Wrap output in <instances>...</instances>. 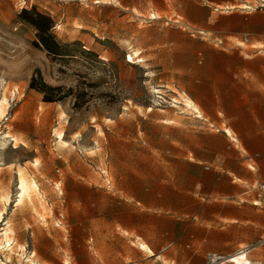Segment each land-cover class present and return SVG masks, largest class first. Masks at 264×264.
<instances>
[{"label":"rangeland","instance_id":"374dc122","mask_svg":"<svg viewBox=\"0 0 264 264\" xmlns=\"http://www.w3.org/2000/svg\"><path fill=\"white\" fill-rule=\"evenodd\" d=\"M5 98L0 264H206L264 234V0H0Z\"/></svg>","mask_w":264,"mask_h":264},{"label":"trees","instance_id":"16d2710c","mask_svg":"<svg viewBox=\"0 0 264 264\" xmlns=\"http://www.w3.org/2000/svg\"><path fill=\"white\" fill-rule=\"evenodd\" d=\"M21 17L36 28L38 41L35 44L37 46H42L48 52V55L53 58L65 55L63 54L64 46L61 45L51 32L54 27V20L50 16L36 10L30 11L24 9ZM38 81L40 85H38ZM30 87L44 94V100L46 102H57L64 98L63 96L55 95L61 92L63 88L53 87L45 83L40 71H37L36 75L32 78Z\"/></svg>","mask_w":264,"mask_h":264},{"label":"built area","instance_id":"2783aa9c","mask_svg":"<svg viewBox=\"0 0 264 264\" xmlns=\"http://www.w3.org/2000/svg\"><path fill=\"white\" fill-rule=\"evenodd\" d=\"M260 196L261 202L264 205V181L260 185ZM263 247L264 234L259 238L257 242L239 246L230 254H223L218 252L210 253L208 255L206 264H235L234 260L237 258L242 259V264H251L248 259L252 256L257 248Z\"/></svg>","mask_w":264,"mask_h":264},{"label":"bare ground","instance_id":"6f19581e","mask_svg":"<svg viewBox=\"0 0 264 264\" xmlns=\"http://www.w3.org/2000/svg\"><path fill=\"white\" fill-rule=\"evenodd\" d=\"M8 103V101H7V99L5 98V99H3V101L0 103V116L2 117V116H4L5 115V113H7L6 112V108H5V105ZM226 132H227V134L228 135H231V131L230 130H226ZM9 136V135H8ZM57 136H58V138L59 139H61V140H63V138H64V133L63 132H61L60 131V133H58L57 134ZM8 138V137H7ZM60 140V141H61ZM16 144V143H15ZM3 146H5L6 145V143H3L2 144ZM15 148H17V147H15ZM1 165V164H0ZM0 170H1V166H0ZM22 191H23V194L24 193H26V191L29 189V187H28V184L25 182V180H22ZM33 187H35V188H37V185H34ZM9 195V194H8ZM6 199V198H5ZM7 200V199H6ZM9 231H10V228H7L6 230H5V232H4V234L7 236V235H9ZM128 236H135V237H137L136 239H138V241H140L141 240V238L140 237H138V236H136V233H133V234H131V233H126ZM9 239H12V238H9ZM1 241V240H0ZM11 240H9L8 242H10ZM92 246L93 247H99V244H98V241L96 240V241H93L92 243ZM8 246V245H7ZM139 247H140V249L141 250H143V251H145L147 254H150L151 256H155V252L152 250V248L149 246V245H147L145 242H143L142 240L139 242ZM11 248V247H10ZM258 249V248H257ZM11 250H12V248H11ZM12 252H14V251H12ZM12 254V253H11ZM34 255H35V253H34ZM11 256V255H10ZM31 258H32V256H31ZM34 258V257H33ZM32 258V259H33ZM37 260V259H36ZM31 262L32 263H35L33 260H31ZM234 262H237V263H242V259H239V258H237V259H235L234 260ZM63 264H75L74 262H73V260L70 258V256L66 253V258L64 259V261H63Z\"/></svg>","mask_w":264,"mask_h":264},{"label":"crops","instance_id":"0c3cea01","mask_svg":"<svg viewBox=\"0 0 264 264\" xmlns=\"http://www.w3.org/2000/svg\"><path fill=\"white\" fill-rule=\"evenodd\" d=\"M240 74H242L243 78H248L246 73H242V72H241ZM240 76H241V75H240ZM240 76H239L236 72L233 74V78H234L235 81H236V80L238 79V77H240ZM240 82H241V84H245L244 81H241V80H240ZM245 86H247V85H245ZM228 136H229V135H228ZM260 185H261V184H260ZM260 203H262V202H261V196H260V202H259V204H260ZM247 244H251V243H243V244H239V245H237V246L234 248V250H235L237 247H239V246L247 245Z\"/></svg>","mask_w":264,"mask_h":264}]
</instances>
